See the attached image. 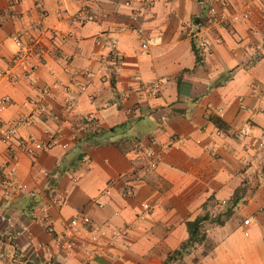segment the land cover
I'll return each mask as SVG.
<instances>
[{
    "label": "crops",
    "instance_id": "obj_1",
    "mask_svg": "<svg viewBox=\"0 0 264 264\" xmlns=\"http://www.w3.org/2000/svg\"><path fill=\"white\" fill-rule=\"evenodd\" d=\"M35 25L46 54L15 62L11 38ZM2 97L0 125L30 116L18 138L53 146L13 165L0 141V179L14 167L26 186H0V264H164L239 187L168 264H264V0H0Z\"/></svg>",
    "mask_w": 264,
    "mask_h": 264
},
{
    "label": "built area",
    "instance_id": "obj_2",
    "mask_svg": "<svg viewBox=\"0 0 264 264\" xmlns=\"http://www.w3.org/2000/svg\"><path fill=\"white\" fill-rule=\"evenodd\" d=\"M248 13L244 12L242 14V18H247ZM233 21H238L240 18L233 17ZM37 33L36 37L29 36V32ZM42 31L38 25L31 26L30 30L25 34L14 35L11 40L16 47V54L14 57V61L17 63L26 62L27 57L34 53L37 57L41 58L46 54V50L44 47L40 46L42 40ZM27 37L26 40L23 39V36ZM200 46L204 50H207L208 45L205 39H201ZM102 59H106L109 63L115 67L120 61V54L111 50L108 55L102 57ZM165 82V80H158L153 84V89L158 91L160 86ZM8 97H2L0 99V108H3L5 105L9 103ZM31 122L30 116H19L9 121L3 122L0 125V141L5 143L9 150L12 153L11 163L15 165V160L17 158V152L20 151L27 155H34L39 152H44L49 150L53 145L49 143H42L37 141L36 139L29 137L27 139L18 138V130L26 127ZM249 133V128L245 127L240 131L241 136H246ZM61 148H66V145H61ZM153 167V165H152ZM14 167L8 168L6 174L2 179H0V186L4 187L7 192H12V195H17L23 193L26 190L25 185H17L14 183ZM30 196H33V193H29ZM131 195V193H129ZM144 214L150 211V206L147 204L142 205ZM247 224V221H244ZM91 224L90 219L85 214H80L72 219H70L64 226V236L67 237L68 242L66 243L67 247L70 248L72 245L73 239L76 237L78 232L83 228L87 227Z\"/></svg>",
    "mask_w": 264,
    "mask_h": 264
},
{
    "label": "trees",
    "instance_id": "obj_3",
    "mask_svg": "<svg viewBox=\"0 0 264 264\" xmlns=\"http://www.w3.org/2000/svg\"><path fill=\"white\" fill-rule=\"evenodd\" d=\"M211 121L214 123V125L218 129H222V124L218 118L211 117ZM242 187H239L237 190H235L233 196L229 200V202L224 206V208L217 212L214 218L210 217L209 211L206 210L209 204L212 205L213 199L209 198L205 205L203 206V214L193 221L186 222V230L188 234L187 241L179 247L178 250L171 253L169 256H167L165 263L168 264L172 260H176L178 258H181L184 254H187L190 252V250L194 249L195 247L203 244L204 242H208L206 239V226L207 223H216L218 225H222L226 219H228L232 213L236 205L238 204L239 200L242 198L243 193ZM207 249L211 248V245L206 246Z\"/></svg>",
    "mask_w": 264,
    "mask_h": 264
}]
</instances>
